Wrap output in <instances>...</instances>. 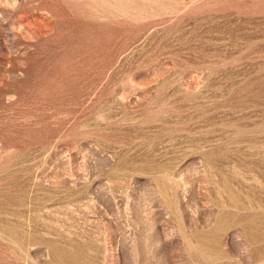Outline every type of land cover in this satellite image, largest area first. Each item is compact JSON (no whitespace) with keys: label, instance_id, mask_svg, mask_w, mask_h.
I'll list each match as a JSON object with an SVG mask.
<instances>
[{"label":"rangeland","instance_id":"rangeland-1","mask_svg":"<svg viewBox=\"0 0 264 264\" xmlns=\"http://www.w3.org/2000/svg\"><path fill=\"white\" fill-rule=\"evenodd\" d=\"M0 264H264V0H0Z\"/></svg>","mask_w":264,"mask_h":264}]
</instances>
